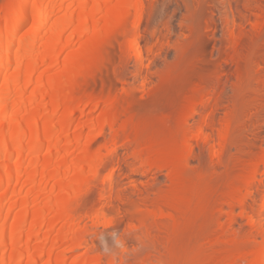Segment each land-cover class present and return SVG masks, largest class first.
Masks as SVG:
<instances>
[{
	"label": "bare ground",
	"instance_id": "obj_1",
	"mask_svg": "<svg viewBox=\"0 0 264 264\" xmlns=\"http://www.w3.org/2000/svg\"><path fill=\"white\" fill-rule=\"evenodd\" d=\"M46 1L0 0V20L12 14L15 18L5 31L0 30V79L4 71L2 68L17 65L13 73L5 78V86L2 85V79L0 81L1 86L5 87L0 90V122L3 123L1 118L6 119L9 111H12L9 116L12 118L11 128L5 130L0 124V153L7 157V163L0 169V187L5 186V183L9 186L15 174L20 175L23 171L24 150L34 153L42 141L53 137L58 123L61 129L69 128L73 124L74 115H84L87 105L85 109L75 110L72 104L83 102L84 107L86 98H93L94 101L98 99L95 105L92 103L91 112H95L100 103H103L106 105L104 114L98 116V120L88 116V125L84 122L85 126L80 129L78 127L79 131L76 130V133H81L86 127L91 129V135L84 143L87 149L82 153H97L93 155L96 161H92V158L89 161L95 164L91 192L87 193L88 190L79 196L76 214L78 213L81 222L84 218H89L93 221L92 226L96 227H113L128 219L127 227L124 226L128 236L140 228L145 230L140 237L133 234L131 245H126L125 238H121L120 250L114 253L108 251V254L106 250L105 256L111 255L114 262L120 257L122 264H227L240 260V257L249 256L258 246L256 236H264V217L256 219L257 215H264V195L262 200L260 199V208L256 207L253 188L255 184L257 186L256 173L259 166L264 164V139L256 135L258 125L264 121V65L260 62V57L264 54V0H237L241 8L233 9L232 6L228 9L231 18L230 14H221L226 18L224 20L228 38H219L221 43L224 41L227 45L217 47L216 56L209 47L212 41L215 47L214 41H217V38L214 34L210 37L209 33L215 29L214 16L217 15V10L220 11L219 7H216L224 0H181L184 12L183 22H180L179 26L185 27V30L182 29L180 35L176 34L179 38L175 36L172 42L171 36L175 32L170 21L155 19L156 0H115V4H111V0H89L93 3L103 2L102 6L110 8L105 19L106 32L100 36V32H97L99 28L94 29L95 33L92 30L91 38L95 45L88 51L93 55L92 66L90 63L85 64L88 62H85V47L65 61L62 75L59 73L54 77L58 84H54L50 89L57 94L63 91V82L70 79L66 77L67 74L63 75L65 70L68 73L83 72L77 77L78 80L76 79L78 83L74 82L75 85L83 80L80 86H77L78 93L74 91L70 96L64 92L60 102H54L58 108L55 110H59L62 105L64 108L68 105V108L72 109L70 112L69 109L65 110L64 114L68 112L66 117L59 118L58 121L52 120L47 129L42 128V131L38 130L34 134L33 129L37 128L39 123H47L48 118L42 120L41 116L45 115H40V111H45L48 103L41 102L33 106L32 100L23 102L24 100L19 98L41 76L39 70L46 60H56L66 45H70L67 41L68 44L60 45L66 30L75 23L81 31L84 23L87 24L91 20L88 13L79 17L64 15L66 17L60 19L57 25L55 23V27L51 26L52 29L49 27V34L47 32L48 39L54 43L52 49L47 53L43 52L44 56L39 55L40 58H33L35 47L40 43L37 42V36L50 21V16H43L50 8L40 6L34 14H42L39 24L36 16L37 19L33 23L38 24L37 27L34 26L35 29L30 30L31 33L26 32L30 34L29 37L28 34L25 35V41L22 43L20 39L18 42L19 49H14L17 45L15 43L18 29L33 16L27 14L26 9L32 3L43 5ZM55 5L57 3H53V7ZM62 6H59L60 9ZM214 8L217 9L216 12ZM51 9L55 10V7ZM248 10L252 15L250 20L246 18ZM51 13L53 15V12ZM96 20L98 19L95 18ZM247 20L250 25L248 30L244 25ZM156 33H159L160 39L154 43L152 39ZM165 46L174 49L175 55L171 59L163 58L164 62L160 66L156 65L155 71L152 72L149 66L153 60L144 65L145 59L154 49L161 51ZM229 49L233 50L235 56L233 71L223 64V57ZM131 61L136 67L135 73L130 69V66H133ZM83 65H89L91 70H84L86 68L83 69ZM142 67L149 69L148 73L151 71L157 80L151 79L152 74L143 75L139 84L134 78L133 81L130 80L131 73L132 76L138 77L141 69L143 71ZM42 76L39 81L43 79ZM74 85L72 87H75ZM228 86L230 92L227 90ZM54 95L55 93L51 98H56ZM17 99L23 102L21 106L24 112L39 114V117L34 116L30 121L19 119L20 110L14 108L15 103H18ZM221 107L225 108L224 112L217 117L216 112ZM8 119L5 124L10 123ZM116 120L119 122L114 124ZM107 126L111 129L109 135L113 132L110 137L104 136ZM93 127L97 128L98 132H93ZM27 135L30 137L26 138L29 141L25 145L23 138ZM81 135L82 133L79 137ZM99 137L103 138V142L96 150L88 147L96 143ZM131 145H135V149L129 154L136 161L140 160V164L132 169L133 172L145 173L152 168H164L167 169L170 184L150 183L146 189L151 188V192H143L135 184V188L146 194L144 196L142 193L141 198L137 196L138 199L132 198L133 193H125L123 188L115 187L111 175L112 164L117 151ZM52 149V146H47L46 152L49 153ZM103 149L107 151L104 153ZM13 151L18 156L15 162L11 160ZM193 161L197 163L192 164ZM103 170L108 172L101 176ZM1 204L0 199L2 216ZM27 205L26 203V209ZM236 208H240V211H236ZM239 217H246L247 223L255 225L257 232L247 233L234 229ZM4 223L5 221L1 223L3 225L0 227V237L7 228ZM12 227L10 232L12 231L11 238L14 240L19 229L17 226ZM259 250V257L255 253L257 260L260 259L264 264L263 243ZM118 251L121 253L119 256L116 254ZM28 261L30 262V259ZM35 262L33 261L34 264ZM260 262L258 264H261ZM78 264L85 263L80 261Z\"/></svg>",
	"mask_w": 264,
	"mask_h": 264
},
{
	"label": "rangeland",
	"instance_id": "obj_2",
	"mask_svg": "<svg viewBox=\"0 0 264 264\" xmlns=\"http://www.w3.org/2000/svg\"><path fill=\"white\" fill-rule=\"evenodd\" d=\"M88 1L89 0H62V1L61 0L60 1L59 0L58 1L57 0L56 1L47 0L46 2L42 3L43 5H41V3L40 4L32 3V5H30L25 11L27 14H30L31 16L33 15L32 17L34 18L31 17L26 24H24L22 27H20V29H18L19 31H17V35H16L17 40L15 39L17 41L15 45L16 44L17 45L16 47H14V49L15 48L19 49L18 47L20 46L19 45L20 43L18 44L19 40L21 39L20 42L23 43L25 41V38L23 37L28 34V33L26 34V32L32 29H35V27H37V25L39 24L38 21H39V18H41L42 14L34 15L36 14L35 12H37L41 7L48 6V9L55 7V10L53 9L47 10L48 12L46 13H48L49 15H47L46 13L43 15L45 17L50 16L48 18L50 19V21H48L47 26H45V28L41 29L39 33L41 37L40 35L37 36V38L39 37V40L37 39V42H40V43L39 44L37 43L35 47V51L37 53L35 54V51H34V55H36V57L33 55V58H40L39 55L41 56L43 52L47 53L48 51L52 49L53 47L52 45L54 44L53 40H51L50 38L48 39L47 35L50 33L51 29L55 27L57 23L60 22V19L68 16L67 14L74 15L75 17H79L80 15L88 13L91 18V20H89L88 23L86 22L87 24L84 23L85 26H82L81 31L79 30L78 24L76 25L75 23L72 25V27L66 30L64 37L62 39L63 41L61 40L60 41L61 44L60 43L59 44L62 46L64 43L68 44L67 42H70L69 43L70 45H66V47L64 48V50L61 52L60 56L56 60L54 61L50 59L46 60L47 62H45L40 67V70H39L40 75L41 76L43 75L42 76L43 79L39 81L41 79L39 78L41 76H39L38 79H36L33 82V84H31L30 88L27 91L23 92V94H21L22 95L21 97L18 96L20 97L19 100L21 99L22 101L24 100L23 102L32 100L33 106L41 102L48 103L46 110L40 111L41 112L40 115L42 114L45 115V117L41 116L42 118L41 117L40 118L42 120L43 119L47 120L48 118L47 123H39L37 125V128L33 129L34 134L38 130L42 131L41 130L42 128L47 129L52 120L57 119L58 121L59 118L66 117V114L70 112V110L72 109V108L69 109L68 105L66 106L64 105L67 108H64L62 105L59 110H55L58 108H56L57 105L54 102H57L58 104V102H60V98L62 97L61 95H63L64 92H66L69 95L70 93L71 95L74 94V91L78 93L79 88H77V86L78 85L80 86V83L83 81L82 80L79 82V84H77L78 83L77 77L81 76L80 75L81 72L75 71L72 73H68L67 70H65L63 75L67 74L68 76L66 77H69L70 79H67L68 80L67 82L66 81L63 82V84H65L64 85L65 87H63L62 89L63 91L60 94H57L55 91L50 89L54 84L55 85L58 84L54 80V77L58 75L59 73L61 74L63 72V69L65 68L64 67L65 61L68 59V57L70 58L74 54L78 53L79 49H81L82 47H85L83 51L84 53H86L84 56L87 58L85 62L88 61L85 64L93 63L92 61L93 55L91 52L88 53V51L89 50L91 51V48L94 47L93 45H95L94 44L95 42L91 38L93 37V35H91L93 34L92 30L95 33V30L99 28L97 32H100L101 34L100 36H103L105 34L104 32H106L105 31L106 29H104V28H107L106 27L107 22H105V19L107 17L108 11H110L109 10L110 8L102 6L103 2L97 1V3H93L91 1L89 2ZM156 1L157 2H155V6H156V16H155L156 18L155 19L170 21V25H172L171 26L172 30L173 32H175L173 36H171V39H172L171 42H172L176 37L179 38L178 35H180V32L182 33V29L185 30V27L179 26L180 22H183L182 14L184 12V7L182 6L181 0H156ZM52 2L57 3L58 7L57 5L53 7ZM62 2L64 4H62ZM48 3L50 4V6ZM110 3L115 4L116 2L115 0H111ZM221 3H218L219 5L217 4L218 6L216 7V8L219 7L218 9H220L221 12L217 10L216 8H214L215 12L217 10L216 12L217 15L214 16L216 18L215 22L217 24L215 23V29L213 30L214 33L213 32H211V34L209 33L210 37H212L214 34L215 38H217L215 39L217 41H214L215 47L213 46L212 40H211L212 44L209 47L210 49L211 48L213 49V50L211 49V51L214 54V56L217 55V47L223 44L227 45V43H225L223 40H222L223 41L222 43H221V40H219V38H222V36L224 38L227 36L226 38H228V35H226L227 28L225 26L226 18H223V16L230 14L229 18H231V12L229 13L228 9H230L232 6H233L232 7L233 9H236L237 7L241 8V5L237 4L238 3L237 0H224V2H221ZM61 4L64 6V8ZM35 6H37V8ZM59 6H62V9H60ZM249 10L246 11L247 16L249 15L248 17L246 16V18L248 19L250 17L252 18L250 11L253 12L252 10L250 11ZM50 11L53 12V15H51L52 13ZM221 14L223 16H221ZM36 16H38V19ZM95 18L98 20L95 21ZM14 19L15 18L13 14L8 18L1 19L0 20V30L5 31L14 22ZM36 19L38 22L37 25L33 23L36 21ZM97 21L98 23H95ZM55 23L56 25L54 26ZM244 25L246 26L245 28L246 30L250 28L248 20ZM49 27L51 28L50 30H49ZM222 29L226 32L223 33ZM78 31L80 33V37H79ZM158 34L156 33V35L154 36L155 38L152 39L154 43L158 39H160L159 38L160 35ZM29 35L30 34H28L27 36L29 37ZM32 37L34 38L33 35ZM2 47L3 46H1V51H2ZM228 51L229 52L226 51V54L227 55L229 54V55L227 56L225 54V56L223 57V61L225 58V62H223V64L230 71L231 70L233 71V69L235 70V62L233 60L235 56H234V52H232L233 50L231 51V49H229ZM154 52L149 53L144 62V65L145 64L147 65L150 61L153 60V63L150 64L149 66V69H151L152 72L155 71L154 69L156 68V65L160 66L164 62L163 58L171 59L175 55V50L172 48H168L167 46H165L163 50L161 51L154 49ZM153 54L155 55L152 56ZM260 62L262 63V65H264V54L262 55V57H260ZM131 64L133 65V61H131ZM89 65H87L88 67L83 65V69L85 67L86 69L84 70L89 69L88 71H90L91 69L89 68ZM12 66H7L8 68L5 66L4 67L5 69L2 68L4 71L2 70L3 71L2 77H1L2 81L1 79L0 81L2 82V85L4 86L6 84L5 78L13 73L14 67L16 68L17 65H12ZM90 66H92V64ZM144 67H142L143 71L141 69L138 77L132 76V73H131V76L129 79L131 80L132 78H134L135 82L139 84L142 81L141 78H143V75L146 74V76H151L152 74L151 79H153V81L157 80V77L153 73H151V71L149 74L148 73L149 69H146ZM83 69L81 70L83 71ZM130 69L133 73H135L134 70L136 69V67L134 65L130 66ZM88 71L86 72L84 71V73H87ZM81 74H83V72ZM48 76H50V78H48ZM66 77L64 79H66ZM1 82H0V87L2 88L4 86H1ZM74 82H77V83H75L74 85ZM72 84L76 87L77 91L75 87H72L73 86ZM1 88L0 90H4L3 88L2 89ZM228 88L230 87L229 86L227 87L228 92H230L229 91L230 89ZM54 93L56 95V96L54 95L56 98L52 97L53 98L52 100L51 96ZM71 98L72 97H70V99ZM19 100L17 101L18 103H15V106L17 105L18 107L14 106L15 109L19 108L20 110L19 111L20 113H18L19 119L21 118V119H24L25 121L26 120L30 121L31 119H33L34 116L38 115L37 117H39V114H34V113L28 114L24 112L21 106V103L23 102ZM97 100L98 99H95V101ZM85 101H84V107H82L83 102L79 104L74 103L75 105L72 104V107L75 110H77V108L85 109L87 105L84 115H80L78 113L74 115L73 124L69 128L61 129V125L58 123L57 126H55L57 128V131L55 128L56 133L53 135V137L49 138L48 140H44L45 142L42 141L41 146H39L34 153H30L28 152V150H24L25 152H23L22 154L23 171L21 172L20 175L15 174L14 180L12 181V183L9 184V186H7L5 183L4 184L5 186H3L2 188L0 187V199L2 202L1 205L3 207L2 216L0 215V227L3 225L1 223H3L4 221L7 224L6 231H4V233H2L0 237V240H1L0 241V264H34L33 261H36L35 264H78L80 263V261H82V263L84 262L85 264H122L120 262L121 261L120 257H117L115 259L116 261L114 262L111 260L112 259L110 257L111 255H108L110 259L109 257L105 256L106 253L108 254V251L112 253H114V251L117 252V250L122 247L121 242L119 243V240L121 238H122L121 240L125 238L126 240L125 244L127 243L126 245H131L134 235L137 237H140L143 234V232L145 233V230H143L144 228H140L142 230L138 229L136 233H134V231L131 232L129 235L130 237L126 235L125 228L127 227L126 224L129 223L128 219H125L127 221L123 220L122 222L117 223L113 227L107 226V225L105 226L100 225L99 227H96L94 225L92 226L93 221H91L89 218L88 220L87 218L86 219L84 218L81 222L80 217L78 216V213L76 214L79 196L82 194V192L86 193L85 191H88V190L89 191L87 193L91 192L90 188L92 186L90 185L92 184V181L94 179L93 173H94L95 164L92 162L94 164L93 165L92 163H89V161L91 160V158H92V161L95 160L94 156L97 154L96 151H94L95 155L90 152H88L90 153L89 155L88 153L87 155L86 153L85 154L82 153L83 150L87 146L84 143L87 140L86 138L90 137L91 129H89V127L88 128L86 127L83 130V132L81 131L82 133L81 137H79L81 133L78 131L82 126L88 125V122H90L89 119L92 116L95 118V120H98L96 118H99L98 116H100L103 113L104 107L106 106L105 104L100 103L98 109H96V111L92 113L91 112V107L93 108L92 103L93 105H95L96 102L93 100V98H88V99L86 98ZM223 108L224 107L218 108L216 112L217 117L223 114L224 112ZM65 110L66 111L68 110V112L64 114ZM10 112L12 113V111L10 110L8 113L9 115L7 116L9 119L7 117L6 119L1 118L2 122L3 121L5 122L7 119H8V122L10 123L12 122V120H10L12 118L9 117L11 116ZM88 116H90L89 119H87ZM116 121L117 122H114V124L119 122V120H116ZM4 122L3 123L0 122V124H2L5 130H9L11 128L10 125H12V123L5 124L7 121L5 123ZM84 122H86V124ZM83 123L85 125H83ZM78 127L79 129H77ZM92 129H95L93 132L97 131L96 130L97 128L93 127ZM76 130H78L77 133H76ZM109 132H111V129L109 126H107L105 128L104 136L110 137V135H113V132L110 135H109ZM256 135L264 139V121H262L261 124L258 125V130H257ZM29 137L27 135L23 138L24 139L23 143L25 145L28 144ZM0 139L2 138L0 137ZM102 142H103V138L99 137L96 143H94L91 146L88 145V147L92 148L93 150H96L97 146L99 147ZM43 145H46V147ZM114 145L115 143L112 144L111 147H113ZM47 146L49 147L52 146L54 149H52L51 152L49 151V153H47L46 152ZM134 146L135 145H131L129 147H122L117 151V156L112 164L111 169L113 171L111 172V175L113 178L112 182L114 183L113 185L115 187L123 188L125 190V193H133L132 198L138 199V197L139 198L142 197L141 194L143 192H151V188L146 189V186L149 185L150 183L160 182V183H166L168 185L170 184V180L166 174L167 169H164V168L162 170L152 168L151 170L146 171L145 173H142V172L134 173L132 169L140 164V160L136 161L132 157V155H130L131 151L135 149ZM262 146L264 147V140H263ZM111 147L108 150H110ZM104 151L105 149H103V152ZM14 153L16 154V152L15 151L12 152V157H11L12 162H15V160L18 159L17 154L15 155ZM82 154L86 156L84 157ZM46 160L48 162H44ZM6 163H7V157H5L3 154L0 153V169ZM196 163L195 161H193L192 164H196ZM83 165L85 166L82 169H80V167ZM107 172L108 170H103L101 176L106 175ZM256 174H257L256 182H257L258 187L255 186L256 185L255 184L253 188L255 190L254 195L256 196L255 205H257L256 207L260 208V205H259L261 204L260 199L262 198V195H264V164L263 163H261V165L259 166V169ZM62 178L64 179L66 178L67 180L65 179L66 180L65 181ZM85 178L87 180H84L85 181L84 182L83 179ZM260 180H261V183H259ZM63 181L66 183L65 185L63 184L64 183ZM62 184L65 187H63ZM135 184H137L138 187H140L143 190V192L142 191L140 192L137 188H135ZM145 195L146 194H144V196ZM63 198L64 200H62ZM26 203L28 204L27 209H26ZM236 211H240V208H236ZM262 217H264V215L263 216L257 215L256 219H260ZM224 218L225 217H223V220ZM5 223L4 225H6ZM12 226H17L19 229L17 236L14 238V240L11 238L12 231L10 232V229ZM254 226L255 225H249L247 223L246 217H243V218L239 217L238 221L234 224V229L241 230L247 233L249 231H253L254 233H256L257 231ZM10 239H12L13 241ZM256 239L259 242L257 244L258 246H256L255 250L250 253V255L251 254H254V255H251V256L246 255L247 257L243 256L242 258L240 257L239 258L240 260L238 259L235 261L233 260L231 261V263L232 264H258L260 262L259 261L260 259L257 260L256 254L258 255V257L260 256L259 248L261 249L262 243L264 244V236L257 235ZM106 250L107 252L105 253ZM116 254L117 256H119L121 253H119L118 251V253ZM29 259H30V262L28 261ZM131 263H132V260H131Z\"/></svg>",
	"mask_w": 264,
	"mask_h": 264
}]
</instances>
